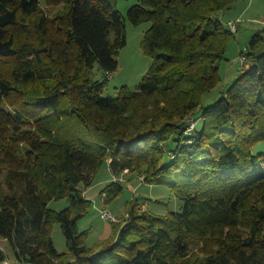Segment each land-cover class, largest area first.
Returning <instances> with one entry per match:
<instances>
[{
  "label": "trees",
  "instance_id": "16d2710c",
  "mask_svg": "<svg viewBox=\"0 0 264 264\" xmlns=\"http://www.w3.org/2000/svg\"><path fill=\"white\" fill-rule=\"evenodd\" d=\"M41 1L63 9L50 18ZM118 1L0 0V239L16 264H264V153H253L264 143V30L190 130L221 82L238 31L217 15L236 0H141L126 19ZM126 20L150 24L142 46L151 65L136 91L104 97ZM96 66L103 78L93 81ZM104 166L116 179L104 203L121 194V176L135 174L168 186L181 213L159 217L133 200L112 223V241L91 251L78 222ZM60 201L68 208H49ZM54 224L66 253L54 247Z\"/></svg>",
  "mask_w": 264,
  "mask_h": 264
},
{
  "label": "rangeland",
  "instance_id": "374dc122",
  "mask_svg": "<svg viewBox=\"0 0 264 264\" xmlns=\"http://www.w3.org/2000/svg\"><path fill=\"white\" fill-rule=\"evenodd\" d=\"M41 2L43 10L50 18L63 9L62 6L48 7L43 1ZM140 3L141 0H119L115 7L126 19L128 10ZM217 17L226 29L229 23H235L238 32L229 42L225 59L220 64V84L203 96L200 109L193 114L198 129L203 123L200 120L203 108L215 104L232 86L243 71L241 55L247 52L251 39L264 30V0H236L229 9L219 13ZM149 27V23L134 26L126 20L127 43L117 55L118 70L110 76L104 97H116L122 87L131 92L136 91L148 73L151 60L144 54L142 43L144 34ZM102 78L103 75L96 66L92 73V79L97 81ZM253 153H264V143L255 146ZM115 180L109 168L104 166L98 171L92 187L87 190V198L92 201V207L88 214L78 222V232L84 234L85 245L91 251H99L114 238L113 224L102 218L104 212L110 213L118 223L125 217L128 206L133 200H136L140 209L159 217L182 211L183 203L177 199L168 186L146 185L135 174L121 176L120 180L123 186L121 194L111 202L104 203L101 192ZM49 208L59 212L67 209L68 203L66 201L52 202ZM51 237L56 251L59 254L66 253V241L59 224L52 226ZM0 249L7 255L9 264H16L11 248L3 239H0Z\"/></svg>",
  "mask_w": 264,
  "mask_h": 264
},
{
  "label": "built area",
  "instance_id": "2783aa9c",
  "mask_svg": "<svg viewBox=\"0 0 264 264\" xmlns=\"http://www.w3.org/2000/svg\"><path fill=\"white\" fill-rule=\"evenodd\" d=\"M228 27L230 28V30L233 32V33H235L236 32V30H237V27H236V24L235 23H229L228 24ZM240 60H241V62H242V64L243 65H245V63L247 62V60H246V58L244 57V56H241V58H240ZM247 67V66H246ZM110 78V77H109ZM196 123L197 122H195V121H193V120H191V122H190V130H193L194 128H195V126H196ZM125 173H127V172H125ZM140 181L142 182V183H144V178L142 177V178H140ZM102 218L104 219V220H109L110 222H112V223H116L117 222V220L110 214V213H103L102 214ZM3 264H9L8 263V261H6V262H4Z\"/></svg>",
  "mask_w": 264,
  "mask_h": 264
},
{
  "label": "crops",
  "instance_id": "0c3cea01",
  "mask_svg": "<svg viewBox=\"0 0 264 264\" xmlns=\"http://www.w3.org/2000/svg\"><path fill=\"white\" fill-rule=\"evenodd\" d=\"M110 171V170H109ZM111 173V172H110ZM114 178V177H113ZM115 179V178H114ZM88 195V192L86 193V196Z\"/></svg>",
  "mask_w": 264,
  "mask_h": 264
}]
</instances>
